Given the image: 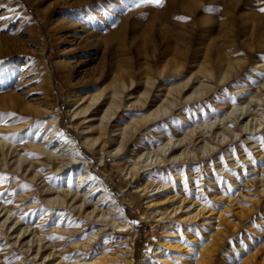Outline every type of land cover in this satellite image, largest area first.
<instances>
[{"label":"rangeland","instance_id":"1","mask_svg":"<svg viewBox=\"0 0 264 264\" xmlns=\"http://www.w3.org/2000/svg\"><path fill=\"white\" fill-rule=\"evenodd\" d=\"M261 8L264 0H163L162 6L146 0H0V114L4 116L0 141L5 144L0 151V208L10 209V220L17 218L15 226L6 230L8 236L0 235V264H39L31 260L30 252L23 253L31 236L24 235L13 245L12 232L18 226L32 229L45 239L42 243L53 244L67 264L110 256L118 257L111 264H147L151 258L160 260L157 264H264V181L252 182L264 173V156H258V151L264 155ZM227 58L230 63L243 61L234 79L220 84L197 75L187 83L201 65L217 72ZM148 78L154 82L151 88L145 85ZM117 79L134 85L119 100L120 110L111 119L100 150L99 142L90 146L85 141L93 136L86 127L105 107L90 116H73L79 106L73 97L95 83L92 92L98 93ZM197 83L205 84V89L185 102ZM170 89L175 90L173 95L180 92L179 100L172 98L175 107H168L162 117L148 116ZM250 96L263 100L252 112L263 128L236 139L225 133L224 143L217 144L212 138L223 128L214 127L213 135L204 134L206 142L214 145L204 159L199 138L186 143L199 160L169 161L149 171L139 164L132 178L127 175L143 152L222 118L226 112L221 108L239 106ZM132 122L136 123L132 136L119 148L113 127ZM238 124L226 125L238 132ZM55 125L66 135V143L73 144L72 153L61 155L56 138H51ZM182 149H173L171 155ZM69 157L77 160L67 163ZM17 158L22 161L19 170ZM84 166L116 203L118 211L111 216L121 224L138 222L130 223L133 231L119 233L99 223L89 229L88 222L46 202L74 192ZM33 173L37 181L29 179ZM156 184L172 188L151 197L150 189L141 192ZM229 187L232 191H227ZM78 192L79 198L86 195L93 203L99 190L90 194L80 187ZM171 195L198 202L210 212L188 224L164 219L177 207L176 200L164 202ZM152 202L156 205L147 207ZM95 232L100 233L93 248L79 250L78 245ZM154 249L158 254L153 257Z\"/></svg>","mask_w":264,"mask_h":264},{"label":"bare ground","instance_id":"2","mask_svg":"<svg viewBox=\"0 0 264 264\" xmlns=\"http://www.w3.org/2000/svg\"><path fill=\"white\" fill-rule=\"evenodd\" d=\"M260 36L263 37V35ZM255 64H258V62H256ZM242 65H243V61L241 60L239 62L230 63L228 58L222 60L218 68L219 71L217 72L208 69L205 65H201V67L198 68L196 73H192L190 75L189 79L187 80V83L189 81L196 80L195 76L197 75L203 76L205 78H211L213 80H216L220 84L224 82H228L234 79L236 76H238V74L242 69ZM181 67L182 66H178L177 70H180ZM133 85L134 84L132 81L130 82V86H129L125 81H123V79H117L114 82H112L109 86H105L104 88H102L98 93L92 92L97 87L95 83L92 87L89 88L86 87L85 88L86 90H84L83 93H76L74 95L73 97L74 104L79 103V106L77 108L78 110L73 114V116L85 117L87 114H89L90 116L93 111L98 109L102 110V108L105 107V109L102 111L101 115L97 118V120L86 127V130L93 131V136L85 137V141L90 146H93L96 142H99L98 143L99 149L101 150L104 148V145L106 144L104 137L108 135L109 123L111 119L115 117L118 111L120 110L119 100H121L123 94L129 90V87H132ZM145 85L150 88L153 87L154 86L153 79H149V78L146 79ZM196 85H197L196 87L197 90H194L193 92L190 93V95L186 96L184 98L185 102L189 101L192 97H194V95H197L199 90L205 89L206 87V85L202 83H197ZM262 87L264 88V84L262 85ZM173 92H175V90H171V89L167 90L165 92L163 101L159 105H157L155 110L152 111L148 116L157 117V115H159L158 117H162L168 111L169 109L168 107L170 106L175 107V102L172 100V98L175 97L176 101L179 100L176 98V96L180 94V92L178 94L175 93V95H173ZM147 95H148L147 91H144L141 94V96L143 97ZM169 98L171 99L169 100ZM181 100L182 98H180V101ZM259 101H263V100L257 96H250L247 100H244L239 106H228L227 108H221V110L224 109V111L226 112V114L222 118L213 119L210 122H205L200 126L194 127L190 129L182 137H177L175 139L172 138L164 139L153 149L143 152L142 154L137 156L136 158L137 161L130 170L132 173L130 174L129 172L127 175H129V177L132 178L134 176V173L138 172L139 164H145L144 167H140V168L144 169L145 171H149L151 170L150 168L152 166H155L157 168L165 167L166 164L169 163V161L173 163V162H178L180 160L185 161V159L186 160H190V159L199 160L200 158L204 159L207 152L209 153V151L212 152L214 150L213 149L214 145H212L213 141L216 140L217 144L224 143V140L228 137L225 133L236 139L237 137H240L242 133L246 134L247 132L250 131L255 132L256 130L263 128L260 117L256 118L255 114L252 113ZM165 104H167V106ZM164 105L167 108H164ZM248 117L251 118L247 121L246 119ZM238 121H240L241 123L238 124ZM228 122H236L238 124L237 127H239L238 132L229 129V127L226 125ZM135 126L136 123L132 122L127 124L126 126H121L117 124L113 127L118 132V137L120 138L119 148L128 143L129 140L127 137L132 136V130L133 128H135ZM218 126H222L223 128L222 131L214 135L211 144L206 142L204 137L205 132H211V134L213 135L214 134L213 128ZM140 128L141 126L139 127V129ZM139 129H136L135 132H137ZM53 130L54 132L53 134H51L52 135L51 138L54 137L56 138L57 146H60V149L62 150L61 155L72 153L73 144L66 143L67 142L66 135L61 132L59 126L55 125ZM223 130H226L227 132H224ZM199 138H201L199 144L203 143L198 148L199 154L201 156L186 149L187 142L194 143L195 141L197 142ZM251 145L253 146V144ZM4 146L5 144L2 141H0V151H2ZM178 147L183 148L181 152L179 154L171 155L173 149H176ZM258 156L262 157L264 155H262L261 151H258ZM241 159L244 160V157ZM72 160L76 161L77 158L69 157V161L67 163H71ZM147 163L148 165H146ZM15 164L17 166V169L19 170L22 164L21 159L17 158L15 160ZM56 170H60V166H56ZM171 173L173 177H176V174H174L173 172ZM263 174L264 173H261L260 177L252 178V182L264 181V178L262 177ZM36 178H37V174L33 173V175L30 176L29 179H31L32 181L34 180L37 181ZM80 187L82 188L83 192L90 194H93L95 190H99V192L96 194L97 196L96 201L93 203H88L87 199H85L86 195L82 196V198L81 197L79 198L78 189ZM168 188L171 189L172 186H169L167 184H156L150 188H142L141 192H147V190L150 189V192H153V194L150 195L151 197L163 193ZM45 192L49 194L50 192L49 187L46 188ZM67 196H69L68 200L66 199ZM170 200L171 201L176 200L177 207L172 208L168 214L165 210L164 213L166 212L167 215L164 217V219L167 218L175 219L176 221L181 222L183 224H188L189 222L195 221L197 218L210 212V210H207L205 206L201 205L198 202L189 200L186 197L176 198L175 195H171L167 197L164 200V202H168ZM46 202L55 207H64L66 211L72 213L74 219H76L77 221L80 218L83 219V221L88 222L89 229L95 226L94 223H99L110 226L112 229L118 230L119 233H127L132 230L130 223H128L126 220H124V223L121 224L118 222V220L114 219L111 216L110 213L111 212L115 213L116 211H118V207L116 203L111 200V198L110 199L108 198V192L105 186H103L99 182L94 183V180L92 179L91 176V171L89 170L88 166H84L82 172H80L77 181V189L74 192L72 193L69 192L67 195H63V196L57 194L55 195V197L48 199ZM154 205H156V203L152 202L148 204L147 207H151ZM1 213L3 214L1 215ZM0 215H1L0 220L2 219V221H0V229L3 230V227L6 226V228L4 227L5 228L4 231L1 232L0 230V235H7L6 230L7 229L9 230L13 226H15L17 218L15 217L12 220H10L12 216V214L10 213V209L4 207L0 208ZM160 220H162L161 217ZM12 233L15 234L14 237L15 240L13 241V245L16 244L20 238H23L24 235H26V237L31 236L29 240H27L23 245L24 246L23 253L27 255L30 252L29 256H31V260L34 263L39 261V264H67L64 262V259L62 258L61 252L57 251L53 244H51L50 242L42 243L45 239L36 236L35 233L32 232V229H30L29 227L18 226ZM99 233L100 232H95L85 242H81V244L78 245V249L81 251L84 250L87 251L88 249L91 250L93 248V245L95 244V237L98 236ZM32 245L34 246V249H32ZM22 248L23 247H21V249ZM42 249H45L46 252L41 253ZM157 254H158L157 250L154 249L152 256L154 257ZM111 257L112 256H110L109 258L108 257L98 258L90 263L89 262L87 263L85 261H77L76 263L73 264H111L113 261L118 260V257L116 258H111ZM159 261L160 260L151 258L147 264H152V263L157 264L159 263Z\"/></svg>","mask_w":264,"mask_h":264},{"label":"snow or ice","instance_id":"3","mask_svg":"<svg viewBox=\"0 0 264 264\" xmlns=\"http://www.w3.org/2000/svg\"><path fill=\"white\" fill-rule=\"evenodd\" d=\"M146 2L150 3V4H154L156 6H162V4H163V0H146ZM260 11L264 12V8H261ZM0 19H3V17H0ZM179 19H185L186 20L187 18H179ZM262 59H264V57H262ZM8 115H14V114H8ZM3 118H4L3 114H0V119H3ZM260 139H261V148L264 149V137H261ZM245 152L247 153L246 149H245ZM248 155L250 156V153H248ZM221 160H223V157H221ZM217 180L220 181V180H222V178L217 177ZM199 183H200V179L198 178L196 181L198 191L200 190L199 189ZM185 188H187V181L186 180H185ZM227 191H232L231 187H229L227 189ZM205 203H207L209 207H214V205H212L210 201L205 200ZM129 223L135 224L138 222L137 221H129Z\"/></svg>","mask_w":264,"mask_h":264}]
</instances>
